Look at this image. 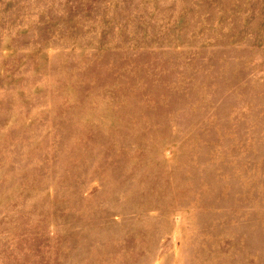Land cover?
Segmentation results:
<instances>
[{"label":"rangeland","instance_id":"obj_1","mask_svg":"<svg viewBox=\"0 0 264 264\" xmlns=\"http://www.w3.org/2000/svg\"><path fill=\"white\" fill-rule=\"evenodd\" d=\"M0 264H264V0H0Z\"/></svg>","mask_w":264,"mask_h":264}]
</instances>
